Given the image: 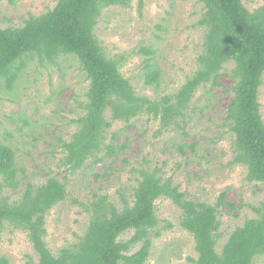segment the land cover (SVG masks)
<instances>
[{"label": "trees", "instance_id": "16d2710c", "mask_svg": "<svg viewBox=\"0 0 264 264\" xmlns=\"http://www.w3.org/2000/svg\"><path fill=\"white\" fill-rule=\"evenodd\" d=\"M197 2L203 6L195 24L203 32L197 69L178 90L153 99L139 95L124 75L128 54L108 55L96 33L106 9H129L133 0H58L53 10L29 15L22 27L0 28V89L14 91L31 64L54 65L67 57L78 61L90 82L82 114L72 121L76 131L69 141L61 140L59 169L73 175L89 161L117 160L127 145L116 144L119 135L109 136L113 125L120 122L132 129V122L144 116L158 124L155 137L173 132L179 137L175 141L179 153L196 156L197 143L186 141L194 112L191 107L197 92L210 86L223 88L230 96L221 126L233 137L230 166H244L247 182L264 185V120L259 103L264 84V5L251 9L246 0ZM144 3L139 0L140 10ZM139 52L145 56L144 84L157 90L163 77L155 51L142 47ZM228 64L233 65L231 70H225ZM222 72L230 78V89L220 82ZM131 172L135 185L129 195L121 194L118 205L94 195L83 205L89 214L85 234L53 253L47 243V218L70 199L69 179L60 173L48 174L44 182L24 184L17 151L0 143L1 188L18 195L13 199L0 194V228L9 226L25 233L37 264H147L154 239L162 236L157 229L156 202L166 199L180 209V226L195 240L197 258L190 259L192 263L255 264L264 257V202L250 206L255 217L237 227L220 246L221 215L237 208L228 200V190L211 205L187 197L173 177L153 162L146 161ZM131 232L129 239L122 238ZM0 264L9 262L1 258Z\"/></svg>", "mask_w": 264, "mask_h": 264}, {"label": "rangeland", "instance_id": "374dc122", "mask_svg": "<svg viewBox=\"0 0 264 264\" xmlns=\"http://www.w3.org/2000/svg\"><path fill=\"white\" fill-rule=\"evenodd\" d=\"M58 0H0V28L22 27L29 15L53 10ZM264 5V0H246L248 8ZM203 12L197 0H139L129 9L112 7L100 18L96 33L108 55L128 54L123 68L139 95L155 98L178 90L197 69L203 32L195 24ZM142 47L155 51L162 71V85L157 90L145 86L140 54ZM232 64L225 66L231 70ZM220 82L231 88L230 78L222 72ZM90 82L72 57L61 58L58 64H31L14 91L0 89V143L10 144L17 151L20 179L24 184L41 183L48 174L68 177L70 199L52 210L47 218V243L53 253L79 241L89 223L86 206L94 195L121 203V194L129 195L135 185L131 170L146 161L172 176L187 197L213 205L228 190L227 198L236 203L232 214L221 215L222 238L219 245L246 220L255 217L249 208L264 202V185L247 182L244 166H230L233 161V137L224 124L230 96L223 88L200 89L192 103V120L187 128L188 143H197L198 154L182 156L177 149L175 133L155 137L158 124L146 116L134 120L135 128L117 122L109 136L119 135L117 145H127L126 152L113 161L107 159L87 166L76 174L59 169L62 141H69L77 126L72 123L82 114ZM260 112L264 120V84L259 94ZM23 121H27L25 126ZM96 175H100L99 180ZM0 194L18 195L1 188ZM77 201V203L75 202ZM160 220L157 228L162 236L154 239L147 264H194L197 258L193 236L180 226L181 211L170 200L156 202ZM133 232L122 238L129 239ZM121 238V239H122ZM9 264H37L38 257L25 233L12 227L0 228V259ZM264 264V257L255 260Z\"/></svg>", "mask_w": 264, "mask_h": 264}]
</instances>
